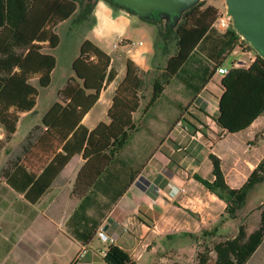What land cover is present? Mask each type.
Here are the masks:
<instances>
[{
    "label": "trees",
    "instance_id": "obj_1",
    "mask_svg": "<svg viewBox=\"0 0 264 264\" xmlns=\"http://www.w3.org/2000/svg\"><path fill=\"white\" fill-rule=\"evenodd\" d=\"M77 10L78 0H0V125L8 133L16 132L19 121L16 112L35 109V98L39 91L30 82L31 79L40 75L39 85L42 88L50 85L57 60L44 50H52L59 45L60 37L55 28L71 18ZM87 10L92 12L91 7ZM124 10L133 15L131 11ZM217 13L216 7L200 3L185 14L175 30L177 52L167 61V74L177 76L183 70L201 41L211 33ZM228 34L252 49L235 30H230ZM121 45L127 46L124 42ZM18 49L23 52L18 53ZM125 68V76L117 87L108 111L110 122H101L89 132L80 124L99 100L104 84L114 79L116 69L110 55L89 40L83 42L80 56L73 63L76 77L61 90V102L56 103L44 116L43 125L47 129L23 159V165L31 168L33 175L37 176L26 194L31 201L39 200L71 158L81 152L87 163L78 175L77 187L85 192L138 131L140 122H136L135 114L141 107L145 71L131 59L126 60ZM221 89L223 93L218 117L214 119L218 127L228 134L249 129L264 115V59L257 55L248 69L236 68L232 64L221 81ZM164 90L165 86L156 80L145 114L156 104ZM11 107L15 108L14 113L9 112ZM209 159L213 166V180L198 174L194 175V179L223 201L226 204L225 214L229 219L236 220L237 213L245 206L252 191L264 183V159L240 188L228 184L219 156L212 153ZM218 231L219 228H216L215 232ZM263 239L264 209L258 229L250 235L242 225L235 238L220 240L213 245L215 264H246ZM104 248L107 249L104 257L107 264H135L130 254L120 247L110 245ZM209 262L207 255H199L197 264Z\"/></svg>",
    "mask_w": 264,
    "mask_h": 264
},
{
    "label": "rangeland",
    "instance_id": "obj_2",
    "mask_svg": "<svg viewBox=\"0 0 264 264\" xmlns=\"http://www.w3.org/2000/svg\"><path fill=\"white\" fill-rule=\"evenodd\" d=\"M200 3L205 6L226 8L225 0H203ZM136 18L139 24H134L133 29L144 25L147 27L146 32L130 29L126 38L133 42L144 35L145 40L152 44L153 50L144 65L146 70L141 90V107L135 116L136 122H140L139 131L134 134L122 152L123 159L136 160L135 164H140V169H137L139 171L144 169L153 171V168H164L166 165L169 174L171 176L175 174L176 183L181 182L180 179L183 177L182 187L185 190L170 200V216L174 231L173 250L170 251L168 245L164 248L163 254L172 256L180 262L184 260L182 261L184 264H197L199 255L203 254L208 256L210 264H215L216 254L213 245L216 242L236 237L241 224L245 225L247 234L259 227L258 207L264 200V185L260 184L252 191L245 206L237 213L236 220H231L225 214V203L197 182L194 175L213 180V166L209 159V155L213 153L220 157L229 185L241 186L251 171L264 159V117L254 127L256 130L251 128L237 134H228L219 128L214 119L218 117L217 101L222 94L220 83L222 77L217 75L213 80V75L221 65L231 67L238 58L248 60V56L243 53L251 52L252 56H257V53L248 45H242L238 38L233 39L232 36L228 38L225 36L227 33L211 32L216 42H213L209 35L187 62L183 71L178 76L171 77L165 68L170 56L177 52L175 29L167 27L165 21L161 23ZM94 21L92 12L78 1L75 16L57 27L56 32L62 43L57 49L49 50V53L58 59L51 85L43 89L37 79L31 80L39 89L35 112L21 116L18 134L15 137L8 138L0 129L3 145H13V149H17L16 152H12L11 159L16 160V154L22 155V146L27 144L29 134H32L30 139L35 140L42 132L43 117L59 99L58 87L69 76L71 62L79 56L80 45L90 33ZM231 27L235 30L233 22ZM88 38L104 50L108 48L114 58L113 65L117 76L108 84V90L104 95V100L109 103L125 75L126 60L131 59L130 49L121 50L120 41L116 44L117 47L109 48L90 36ZM228 41L231 43H227ZM212 46L220 47L221 51L213 54ZM17 51L23 52L21 49ZM156 80H160L166 91L151 112L145 114L144 110L153 95ZM106 110L107 108L104 109L101 118H106ZM100 120L102 119L93 122L88 118L86 123L94 126ZM178 164H183L189 174H182ZM197 168L200 170L197 171ZM176 173L181 174L178 176ZM233 174L238 175V182L233 181ZM153 190L157 191L156 188ZM215 228H219L218 233L215 232ZM186 238L189 245L187 249L184 248L186 251H183V255L180 244L181 240ZM165 241L169 242L168 239ZM153 256L147 254L138 264H150Z\"/></svg>",
    "mask_w": 264,
    "mask_h": 264
},
{
    "label": "crops",
    "instance_id": "obj_3",
    "mask_svg": "<svg viewBox=\"0 0 264 264\" xmlns=\"http://www.w3.org/2000/svg\"><path fill=\"white\" fill-rule=\"evenodd\" d=\"M114 10L119 11L120 9ZM71 18L62 23L68 22ZM94 24L95 21L92 26ZM143 27L147 29L146 26L143 25ZM211 32L214 34V32L220 31L212 26ZM211 34L208 33L205 36L198 48L209 35L212 37ZM89 36L90 33L84 38L83 42L86 40L91 41L88 38ZM225 36L230 37L228 33ZM140 39L145 40L144 35ZM212 39L213 42H216L214 36ZM83 42L79 49H81ZM121 42L127 44V46L120 44L121 50H129L133 43L126 37L120 40ZM145 42L150 48L146 61L141 63L134 62L144 71L146 70L144 65L148 62V57L152 54L153 50L152 44L146 40ZM61 43L60 37V43L55 49ZM93 43L95 44V42ZM100 48L112 57L114 64V58L111 52L107 50L108 48L106 50L102 47ZM49 50L52 51L54 49L45 48L44 52L49 53ZM220 51V47L217 48L215 46L213 48V54ZM78 57L71 62L69 76L58 87L60 88L59 99L55 101L48 111L56 103L61 102V90L76 77L73 63ZM56 60L58 64V59L56 58ZM131 60L133 59L131 58ZM54 70L51 73V83L53 81ZM116 76L117 72L112 81H107L104 84L99 100L88 114L85 115L80 124L81 127L86 128L89 132L93 131L101 122H110L108 111L113 104V97L117 88L109 103H106V100H104V95L108 90V84L112 83ZM39 77L40 75H36L31 80L37 79L39 81ZM216 77L217 75L214 74L213 80ZM221 81L222 78L220 83ZM48 87L43 89H47ZM38 96L35 98V109L37 107ZM220 97L217 101L218 108ZM156 104L148 113L151 112ZM105 108H107L105 111L106 118H101V114L104 113ZM35 109L31 112H16L19 116V121L15 133H8L2 125H0V129L8 138L11 136L15 137L18 134V124L21 116L35 112ZM9 112L14 113L15 108L11 107ZM263 117L264 115L259 117L249 129L256 130L257 128L254 127L257 126ZM88 118H91L93 122L99 119L102 120L92 126L86 123ZM46 129L43 125L42 132L35 140H31L32 134H29L27 144L22 146V155L16 154V160L11 158L12 152H16L17 149H13V145H3V141L0 139V264H107L105 258L100 255V250L106 247L97 236V232L101 227L108 234L117 236L115 246L128 252L135 264L141 262L149 253L154 255L150 264H184L182 262L184 260L180 262L172 256L163 254L164 248L168 247V245H170V251L173 250L174 231H172L173 220L170 216V200L178 197L185 190L182 187L184 179L182 177L180 179L181 182L176 183L175 179L177 178L175 174L171 176L166 165H164V168H153V171L146 169L142 171L137 170L140 169V164H135L136 160L123 159L122 152L127 146L85 192L77 187L78 175L87 163V159L83 157V152H81L71 158L47 192L39 200L36 202L31 201L26 194L37 176L33 175L31 168L23 165V159ZM71 137L72 135L69 139ZM60 152L61 150L58 151V153ZM177 166L181 167L182 174H189L183 164H178ZM198 170L200 169L197 168ZM232 179L234 182H238V175L233 174ZM241 186L233 188H240ZM155 188L157 189L156 192L153 190ZM225 208L226 204L224 210ZM167 239L169 240L168 243L165 241ZM180 245V250L184 255L183 251H186L189 245L188 239H182ZM184 248L186 249L184 250ZM246 264H264V239Z\"/></svg>",
    "mask_w": 264,
    "mask_h": 264
},
{
    "label": "water",
    "instance_id": "obj_4",
    "mask_svg": "<svg viewBox=\"0 0 264 264\" xmlns=\"http://www.w3.org/2000/svg\"><path fill=\"white\" fill-rule=\"evenodd\" d=\"M142 5L151 18L158 11V20L165 21L167 27L177 29L185 14L203 0H129ZM228 15L236 33L248 42L258 56L264 59V0H225ZM264 185V183H262ZM264 209V200L258 210ZM238 229V233L240 231ZM235 238V237H234ZM231 239V238H228Z\"/></svg>",
    "mask_w": 264,
    "mask_h": 264
},
{
    "label": "clouds",
    "instance_id": "obj_5",
    "mask_svg": "<svg viewBox=\"0 0 264 264\" xmlns=\"http://www.w3.org/2000/svg\"><path fill=\"white\" fill-rule=\"evenodd\" d=\"M92 16L95 24L90 30V36L109 48L124 39L130 29L136 32H146L143 27L133 29L134 24H139L138 19L124 9L114 10L107 0H96ZM149 52L150 48L145 40L137 39L130 46L129 56L134 62L141 63L146 61Z\"/></svg>",
    "mask_w": 264,
    "mask_h": 264
},
{
    "label": "built area",
    "instance_id": "obj_6",
    "mask_svg": "<svg viewBox=\"0 0 264 264\" xmlns=\"http://www.w3.org/2000/svg\"><path fill=\"white\" fill-rule=\"evenodd\" d=\"M217 9H218V13H217L216 20L213 23V27L222 33H228L230 30H232V27H231L232 19L228 15L227 9L225 7H218ZM115 47H117V45H115ZM243 54L248 56V60L243 59V58H238L233 62L234 67L248 69L255 62L257 56H252L251 52L243 53ZM229 69L230 67L221 65L216 69L215 74L221 76L223 79L229 73ZM97 236L100 239V241L106 246L115 245L117 241V236L108 234V232L105 231L103 227L99 229V231L97 232ZM106 254H107L106 248H103L102 250H100V255L102 257H105Z\"/></svg>",
    "mask_w": 264,
    "mask_h": 264
},
{
    "label": "flooded vegetation",
    "instance_id": "obj_7",
    "mask_svg": "<svg viewBox=\"0 0 264 264\" xmlns=\"http://www.w3.org/2000/svg\"><path fill=\"white\" fill-rule=\"evenodd\" d=\"M78 1H80L84 5V7H86V8L91 7L92 10L94 9V7L96 5V0H78ZM107 2L110 5L120 7V9H127V10L131 11L133 13V15L138 17V18L145 19V20H152V21L161 22V23L164 22V21L158 20V11L152 12L153 16L150 18L147 15V12H145V10H144L145 7H143L140 4L132 3L129 0H107Z\"/></svg>",
    "mask_w": 264,
    "mask_h": 264
}]
</instances>
